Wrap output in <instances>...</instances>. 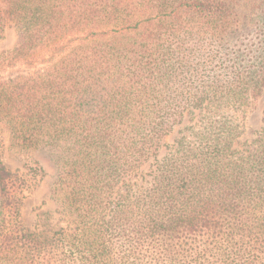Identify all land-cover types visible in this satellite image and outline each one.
Masks as SVG:
<instances>
[{
    "label": "trees",
    "instance_id": "1",
    "mask_svg": "<svg viewBox=\"0 0 264 264\" xmlns=\"http://www.w3.org/2000/svg\"><path fill=\"white\" fill-rule=\"evenodd\" d=\"M12 27L0 65L44 67L0 79V264H264V128L239 151L264 0H0V39ZM191 112L204 120L174 149ZM39 149L48 236L22 217Z\"/></svg>",
    "mask_w": 264,
    "mask_h": 264
},
{
    "label": "rangeland",
    "instance_id": "2",
    "mask_svg": "<svg viewBox=\"0 0 264 264\" xmlns=\"http://www.w3.org/2000/svg\"><path fill=\"white\" fill-rule=\"evenodd\" d=\"M18 32L15 27L7 29L4 37L0 39V63L2 58L9 51L13 50L17 42ZM42 65H28L20 64L16 67L7 65H0V79L10 77H17L22 74L33 73L43 69ZM204 120V114L200 112H191L186 115L184 123L177 127L172 135L167 138V143L174 149L178 147V140L183 136L190 138L194 130H198L199 126ZM264 128V89L260 95L256 108L247 114L244 120V133L239 139V151L247 149L250 144L258 137L259 133ZM191 139V138H190ZM12 147H8L5 155V162L12 170L21 168L26 170L28 159L20 162L15 158V154L11 151ZM32 154V164L28 166L27 173L32 175L31 170L37 172L35 161H39L43 171H39V177L33 188L27 194L26 201L22 209V217L25 226L44 236L50 235L57 230L61 223L59 222V214L57 212V205L54 201L52 189L55 187L56 170L51 161L50 154L44 150H30L29 155ZM25 163V164H24ZM34 163V164H33ZM32 167V168H31ZM36 170V171H35ZM32 177V176H29Z\"/></svg>",
    "mask_w": 264,
    "mask_h": 264
}]
</instances>
